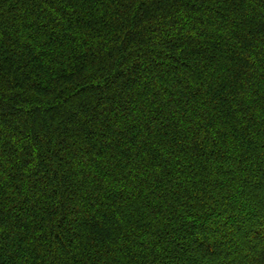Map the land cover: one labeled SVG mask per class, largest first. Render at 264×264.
I'll list each match as a JSON object with an SVG mask.
<instances>
[{
    "label": "trees",
    "instance_id": "trees-1",
    "mask_svg": "<svg viewBox=\"0 0 264 264\" xmlns=\"http://www.w3.org/2000/svg\"><path fill=\"white\" fill-rule=\"evenodd\" d=\"M0 264H264V0H0Z\"/></svg>",
    "mask_w": 264,
    "mask_h": 264
}]
</instances>
